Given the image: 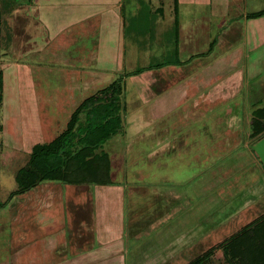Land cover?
<instances>
[{
  "label": "rangeland",
  "instance_id": "rangeland-1",
  "mask_svg": "<svg viewBox=\"0 0 264 264\" xmlns=\"http://www.w3.org/2000/svg\"><path fill=\"white\" fill-rule=\"evenodd\" d=\"M30 1L0 0V46L7 51L11 36H14L16 43L13 50L15 55L10 53L5 58L0 55V62L7 65L4 68H7L8 73L4 104L2 97L0 106L2 264H55L65 257L81 256L82 250L95 244L93 231L96 228V194L92 185L61 183L47 179L23 191L21 189L24 183L20 182L19 178L22 176L21 168L28 162L32 146L53 138L51 128L54 122L51 120V106L45 85L50 70L55 74L56 70L53 69L61 67L59 59L63 57L67 62L63 68L70 70L65 76L73 94L74 109L80 105L81 100L99 92L118 77V73L111 71L89 74L88 68L92 65H85L84 61L90 60L91 57L76 54L85 53L84 45L87 44L91 46V53H95L91 59L96 58V48H93L98 43L101 27L98 15L86 17L74 29L70 28L52 39L43 51L44 54L33 51L27 55L23 54L29 51L30 44L27 41V12L24 6H20ZM261 2L264 0H255L257 6ZM244 3L242 0L122 2L125 70L128 71L125 72L129 75L157 67H187L188 60L194 59H199L201 63L210 60L214 62L212 57L217 58L215 56L219 55V52H225L233 45L230 46L228 42L216 45L219 39L226 41L230 37L226 31L233 25L243 28L242 31L236 32L240 37L235 41L238 44L236 49L241 51L243 61L245 59L252 65L248 68L250 72L247 73L248 77L243 84L245 94L237 96L240 103L238 100L239 104L233 102L227 105L229 110L234 109L236 105L241 106L242 116L235 111L228 114V120L224 122L209 119V115L218 107L214 110V106L209 108L207 104L204 105V99L196 95V92L195 98L200 97L203 102L201 106L193 104V109L189 111L183 103L177 106L174 115L164 122V133L162 132L160 137L151 135L152 131H147L149 135L145 137L143 134L139 136L138 131L124 135L120 130L113 139L110 138L102 144L114 167L111 169L112 179L122 183L125 194L123 216L117 218H121L126 230L120 245L124 251H120L123 256H127V263H124L125 258L122 255L118 256L122 264H131L129 254L132 248L134 249L131 254L137 253L135 257H147L146 260L136 259L132 264H171L164 254L175 252L176 249L179 255L181 254L182 262L195 258L210 248L214 250L211 253L212 258L206 264H228L220 249L223 241L264 215V133L250 136V117L246 119L251 112L260 111L261 118L259 116L256 121L264 128V37L259 38L253 27L246 31L245 21L238 18L244 8H250L247 0ZM17 4L20 8L18 14L15 11ZM176 5L177 9H174ZM175 18L180 24L178 28L182 30L179 31L182 35L177 40L173 25ZM254 20L251 22L258 24ZM104 30L103 36L107 37L109 29ZM184 31L191 34L186 35ZM63 43L65 47H61ZM74 43L79 45V52L72 46ZM160 51L164 55H161ZM209 51L212 56L207 54ZM240 56L234 59L225 58L227 68L223 67L224 60L221 67L216 69L215 76L229 70L228 66L238 64ZM14 61L23 64L20 69L12 68L17 65ZM30 61L35 63L30 64ZM26 64L28 65L25 66ZM71 65L83 69L80 87L84 82L88 83L91 77L92 80H89L90 84L86 89L79 90L77 87L78 75L81 73ZM208 65L211 66L210 63ZM97 66L99 65L95 64V67ZM257 67L260 72L253 76ZM9 68L16 71V82ZM29 71H32V74ZM194 73L192 75L195 77L204 75L205 71L201 69L199 73ZM30 74L33 76L31 80L34 81L33 90L37 96L35 107L38 108L40 116L39 123L43 131L41 135L33 132V129L38 130V127L32 128V131L27 129L28 91L24 84ZM19 82H23L24 87H21ZM128 82H131L130 78L126 79L127 87ZM133 95L127 94L126 101L133 97L137 100ZM15 98V111L19 105V122L20 126H23L21 134L18 129L14 130L17 124L16 114L13 121L10 118L12 101ZM125 106L133 120L145 121L136 103L129 107L126 103ZM155 123L157 124V121L149 125V130ZM127 130L129 131V128ZM172 133L175 135L171 136ZM163 137L169 138L168 144L157 142ZM119 138L121 154L113 150ZM170 138L175 141L171 142ZM161 209L166 210L169 217H163L166 212L163 213ZM136 225L140 228L134 236L133 229ZM126 235L128 239L131 237L127 243ZM123 239L125 242H122ZM116 242L120 243L118 240ZM159 251L163 254L160 252L161 254L156 256Z\"/></svg>",
  "mask_w": 264,
  "mask_h": 264
},
{
  "label": "crops",
  "instance_id": "crops-1",
  "mask_svg": "<svg viewBox=\"0 0 264 264\" xmlns=\"http://www.w3.org/2000/svg\"><path fill=\"white\" fill-rule=\"evenodd\" d=\"M244 1L245 0H242L243 3ZM247 1L249 2L248 6H250V8L248 9L244 8L238 18H242L245 21L244 27H246V31L247 30L249 31L250 27H253V31L257 32L258 37L263 38L264 22H261L260 20H264V2H261V4L257 6L255 4V0H247ZM122 2L123 0H31L29 3L27 2V4L21 5L20 7L24 6L27 12L28 25L26 24V27H27V31L29 32L27 36V41L30 44L28 48L29 51L27 53L24 52L23 54L27 55L29 54V52L31 53L32 51L38 54L41 53V55L44 54L43 51L48 47L52 39L59 37L62 32L63 33L67 32L70 28L74 29V27L77 26L86 17H93L95 15H98L101 27H99L100 29H99L98 43L93 48V49L96 48L95 51L97 53L96 58L91 59L92 56L93 57L95 56V53H91V46L89 47L87 44L84 45L86 48L85 53H76V54L79 55L82 54L87 58L91 57L90 60L84 61L85 65L86 63H88L89 66L92 65L91 67L88 68L89 74H94L96 73V71H98L99 73L101 72L106 73L111 71L114 73H118V77H122V82H121L122 83V94H121L122 127L120 129L122 130L121 133H124V135H126L128 132L138 131L139 136L143 134L145 135V137H147L149 135L147 131H152V133H150L151 135H157V137H160L164 133L163 132L164 122L168 120V117H172L174 115V113L176 112L175 111L176 107L181 106L183 103L184 104L183 106L186 108L187 111H189L190 109L192 110L193 104L201 106L200 104L203 103L201 102L200 97H202L205 101V103L203 104L204 105L207 104L209 108L211 107L213 108L214 106V110H215L218 107L216 111L212 112L209 115V119L211 118V120L217 119L220 120L221 122L227 121L228 120L227 115L235 111L237 114L239 113V115L242 116L241 113L243 111L242 109H240L241 106L236 105L234 109H230V110L227 107L229 103H233V102H236V104L240 103V100L237 96L245 94L244 93L245 91H243V84L245 83L246 77H248L247 73L250 72V71L248 72V68H251L252 66L245 59L243 61V57L240 56L241 51L236 49L238 48L237 46L238 44L235 43V41L236 39L240 38L238 37V34H236V32L242 31L243 29L242 27L236 28V25H233L230 29H227L228 31H226V33H228V36L230 35V37H228L226 41H224L225 39L224 40L219 39L218 42H216V45L221 43L225 44L226 42H228L230 46L232 44L233 45L225 52H219V55L215 56L217 58L214 59L212 57L214 62L210 60L201 63L199 59L198 60L194 59L192 61L188 60L187 64L189 65L187 67H182L183 69L178 66H169L162 68L157 67L155 69H151L148 71L143 70V72H140L139 74L129 75L126 73L128 71L125 70V43H124L125 24L121 12ZM16 9H15V11H17L16 14H18L20 11L19 4L16 5ZM159 9H161V15H163L162 6H160ZM174 9H177V5L175 6ZM163 19L164 18L162 17L161 21H163ZM253 19H255L254 21H257L258 24H255V22L252 23L251 21ZM161 23L162 22H160V24ZM173 25L176 29L177 34L179 31H182L181 28H178L180 27V24L177 18L174 19ZM104 28H106V30L107 28L109 29L106 35L107 37H105V35L103 36V32L105 31ZM185 33L186 35L191 34V32L187 33L184 31V34ZM177 34L175 33V40L180 38V35H182L179 32L177 37ZM13 37L14 36H11L7 51L4 50L3 46H0V55L3 56V58L10 55V53L12 55H15L14 53H16L13 52V50H15L16 48L15 39ZM65 46L63 43L61 47H65ZM72 46L76 47V49H78L79 52V45H76L74 43L72 44ZM160 54L164 55L162 51H160ZM207 54L208 55L211 54V51H209ZM239 56L240 59L238 61V64L232 65L231 67L228 66L230 68L229 70L224 72L222 75L217 74L219 76H215V74L217 73L216 69L221 67L220 66L222 64L221 62L225 60V66L223 67L227 68L226 59L231 57H233L234 59ZM33 63L35 62L30 61V64ZM208 63H210L211 66L208 65ZM14 64L17 65L14 67L12 66V68L17 67L18 69H20V67L23 65L22 63L20 64L19 61ZM66 64L67 62L65 61V59L61 57L59 59V66L61 67L57 69H53L56 70L55 74H52L53 72L50 70L48 76L46 77L47 84L45 85V87L48 93L47 98L49 100V105L51 106V111H50L52 117L51 120L54 122L51 128L53 135L52 137L57 136L65 129L67 122L70 119L71 113L74 110L72 106L73 105L72 103H74L72 101L73 94L70 90V86H69L70 83L66 78L67 72H69L70 70L68 69L69 70L68 71L63 68L66 66ZM95 64H98L99 66L95 67ZM27 65L28 64H26L25 66ZM0 66L3 71V104H4V89H5L6 78L8 76V73H7V68H4L7 67V65H5L4 62H0ZM72 68H77L76 70L81 73L80 75L77 74L79 76L78 77L79 84H77L79 90L86 89L88 87V84H90L89 80H92L91 77L88 80V83L84 82L82 87H80L82 80L81 75L83 69L78 67L77 65H73ZM201 69L205 71L204 75L199 74L198 76L195 77L192 75L194 72H195L194 74L199 73ZM10 70L12 72V76L14 75L16 82L17 81L16 71H12V69ZM29 72L32 74V71ZM64 72L66 74H64ZM259 72L260 70L257 67L256 72L253 73L252 75L255 76ZM20 74H21V70L19 71V78L21 77ZM31 74L28 81L26 80L27 85L26 83L24 84L25 89L28 91V94H26L27 104H28V109H27L28 117L26 120H28L29 122L27 129L32 131V128L38 127L39 131L37 129L36 130L33 129V132L37 133V135H41L43 131L41 124L39 123L40 116L37 110L38 108L35 107L37 105L36 104L37 96L35 95V91L33 90L34 81L31 80L33 78ZM127 78L131 79V82H128V87L126 86ZM22 83L23 82H19L20 86L24 87V85L22 86ZM196 92H198V94L196 95H200V97H198L200 98V100H198V98H195L197 97L195 95ZM22 93H23V89H22ZM130 93L132 95L133 93H135V95L133 96H136L137 100L136 99L134 100L133 97L131 100L126 101V95L127 94L129 95ZM21 96H23V94H21ZM14 100H16V98L13 99L12 101L13 109L10 118L13 121L15 118L14 115L16 114L15 120L17 121V124L15 125L14 130L18 129L19 130L18 133H20L23 130V126L21 127L19 122V120L21 119L19 114L20 109L18 105L17 111H15L16 106ZM83 100H81L80 103ZM126 103L128 107L136 103L140 112L145 117V121H143L142 119L141 121L133 120V117L129 116L130 114L127 113L128 110L125 106ZM220 106L224 108H219ZM259 116H260V111H256V112H251V115L250 116L248 115L246 117V119H249L248 117H250L249 120V124L251 125L250 136L252 135L256 136L264 133V128L260 127L256 121L258 120ZM155 121H157V124L155 123V125H152V128L149 130L150 127L149 125H151ZM128 128L129 131L127 130ZM156 128L158 131H156ZM57 129L59 130V132L56 133L55 131ZM121 133L118 134L120 135ZM174 133H172L171 136L175 135ZM115 135L112 137H115ZM122 136L123 134L121 135V137ZM168 139H169L168 137L166 139L163 137L159 139L157 142L158 143L167 142L168 144L169 143V141H167ZM170 141L173 142L175 140H173V138H170ZM119 142H120V138L118 139V144H115L113 150L115 149L116 152L118 151L121 154V149H120L121 144ZM102 149L106 151L103 145H102ZM112 168L114 167L112 166L111 163V169ZM111 169H110V181L108 184L80 183V184L92 185L94 188V192L96 194V208H95L96 228L93 231L95 244H92L90 248L86 247L87 248L86 250H82L81 256L72 257V258L65 257L62 259V261L60 260V262H56L55 264H107V263L120 264L121 263L120 262L121 258H118V256L119 254L123 256L122 252L120 251L122 249L120 245H121V238L124 237L126 230H124V227L122 225L123 223L120 220L121 218L118 220L117 218L123 216L122 205L125 194H124L123 186L121 185L122 183H118V180L112 179ZM61 183H68V182H61ZM73 184H77V183H73ZM164 195H165V191H164ZM162 210L163 209H161V211ZM162 212L165 213L166 210H163ZM162 216L169 217V214H167L166 212ZM159 220L165 221V219L163 220L159 219ZM139 228L140 227L136 225V227L133 229L134 236H136V233L138 232ZM130 238L131 237H129V239ZM125 239H126V243L129 242L127 235ZM117 240L120 242L119 244H117L116 242ZM122 242H125L124 239ZM176 246L178 247V245ZM133 249L134 248L130 250V254H129L130 257L129 261H131V264L135 262L136 259L142 258L141 256L135 257L137 253L131 254ZM122 251L124 250L122 249ZM160 252L163 254L162 251H159L158 253H156V256L161 254ZM141 255L144 256V254ZM164 256H166L165 257L166 260L168 259L171 262V264H186L193 259V258L192 259L189 258V259H185V261L182 260L181 262L180 261L181 254L179 255L178 249H176L175 252L172 253L169 251V253L164 254ZM13 257L14 255H12V258ZM123 257L125 258L124 263L125 262L127 263V256H123ZM146 259L147 257L142 258V260H146Z\"/></svg>",
  "mask_w": 264,
  "mask_h": 264
},
{
  "label": "trees",
  "instance_id": "trees-1",
  "mask_svg": "<svg viewBox=\"0 0 264 264\" xmlns=\"http://www.w3.org/2000/svg\"><path fill=\"white\" fill-rule=\"evenodd\" d=\"M122 77L84 99L73 110L65 129L32 146L21 168V190L47 179L68 183L108 184L111 162L102 144L122 127ZM3 71L0 68V106ZM228 264H264V215L226 238L220 246ZM214 248L186 264H206Z\"/></svg>",
  "mask_w": 264,
  "mask_h": 264
}]
</instances>
